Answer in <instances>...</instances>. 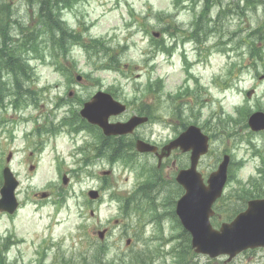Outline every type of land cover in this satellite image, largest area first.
<instances>
[{
  "label": "rangeland",
  "instance_id": "rangeland-1",
  "mask_svg": "<svg viewBox=\"0 0 264 264\" xmlns=\"http://www.w3.org/2000/svg\"><path fill=\"white\" fill-rule=\"evenodd\" d=\"M44 1V12H57L53 6L54 0H0L9 3L13 12L8 20L12 36L8 39L10 44L20 40V25L25 26L28 33L33 31V36L42 41V52L25 50L23 54V60L27 62L26 71L30 76H20L23 89L19 95H22L23 100L27 99L29 104L22 103L17 109L12 105L0 109V171L10 165L20 179L17 189L20 201L18 210L10 215L0 212V233L6 235L12 231L13 234L8 242L10 262L122 264L123 260L119 258L121 254L134 255L147 247L152 257L150 264H179L178 254L184 252L188 240L180 235L176 218L169 215L175 195L173 188H161L154 199L153 207L162 212L163 231L156 224L150 223L148 216L139 217V213L131 212L126 218L119 201L112 199L114 197L110 190H102L101 183L105 176L115 184L116 191L128 193L136 185L134 170L121 162L112 165L107 158L91 157L95 153L93 151L89 153V159H86L87 165H84L82 159L88 156V152L80 151L81 145L89 140L91 143L94 141L88 132L75 136L67 127L56 135L37 134L33 130L37 125L58 127L65 116H69L73 109L81 108V103L97 90L113 87L114 90L121 89L120 100L130 101V107L121 114L122 117L148 109V106L152 107L154 113L163 115L139 128L145 137L149 135L163 140L171 133L178 134L183 123L187 124L191 120L211 126L216 139L211 152L203 157L200 170L204 174L210 173L227 151L234 155V176L246 180L256 172L259 158L253 156L243 138L250 137L258 148L264 150V133L246 128L244 123L230 124L220 129L222 125L217 128L214 126L216 122L212 124L207 120L213 112L225 118L232 113L235 104H247L252 110L261 105V110H264V39L261 37L264 34V0H222L220 7L218 4L213 7L212 16L217 18L216 22L209 23L213 30L201 34L205 38L201 45L203 57L209 58L210 65L196 64L189 70L190 74L198 77L200 86L206 89L178 94H175V83L188 76L186 71L179 70L180 49L184 47L189 55L193 53L192 46L182 44L178 39L183 35V29L192 30L190 27L197 20L204 0L197 1L198 5L190 3L185 8H179L174 0H81L75 4L76 8L68 9L63 14L65 18H62L74 29L77 37H66L63 41L68 49L65 53L59 50V55L55 54L58 41L43 32L45 26L40 25L45 23L56 26L54 21L48 20L42 13ZM130 8L136 12L134 15ZM143 23L147 24L149 31H144ZM164 27L177 36L165 38L169 44L176 42L172 60L168 54H165L166 57L155 51H151L150 55L146 53L151 48L152 32H159ZM60 36L57 35V38ZM93 38L106 40L112 49L96 47L92 51L91 61L86 62L85 52L79 44L91 43ZM215 44L212 54L208 55L209 47ZM250 44L261 46L262 57L253 55ZM113 55L123 67L116 70L101 68ZM56 62L59 64L58 70ZM61 67H65V71L60 70ZM148 67L153 68L151 78L161 77L164 81L163 91L157 97H153V94L147 96ZM79 69L85 71L84 75L89 73L91 78L81 82L75 80L76 73H81ZM66 72H69V81ZM4 78L12 94L5 99L10 101L15 99L13 92L17 86L12 72L5 70ZM224 82L227 84L224 85ZM187 84L191 87L194 85L191 80ZM222 85L223 89H229L220 92ZM26 87L35 95L25 90ZM248 89L255 90L250 98L246 95ZM72 90L74 93L70 96ZM153 90L158 89L155 87ZM33 99H36L37 105L33 104ZM198 101L200 105L196 104ZM176 108L181 110L183 116H171L173 112L170 109L175 111ZM170 124L175 130L173 127L170 129ZM9 155L10 160L7 161ZM137 158L139 162L151 163L148 157ZM79 165L81 169L77 173L75 169ZM105 169H113L114 174H103ZM63 173L70 177L68 185L62 183ZM233 184L237 186L236 182ZM91 188L101 192L102 201L89 198L88 191ZM43 193L47 195L43 196ZM60 197L63 200L57 201ZM245 201L241 200V204ZM140 204L145 206L147 202L141 200ZM224 213L233 215L226 211ZM54 220L58 222L54 223ZM104 227L107 233L104 240H101L97 231ZM52 233V241L59 245L45 248L41 261L39 249L45 241H50ZM64 234L69 235L66 244L62 239ZM128 238H131L129 243ZM102 244H105L107 256L102 262L94 263L92 253ZM187 256L192 264H264L262 249L243 252L226 263H223L222 257L215 260L199 253Z\"/></svg>",
  "mask_w": 264,
  "mask_h": 264
},
{
  "label": "water",
  "instance_id": "water-1",
  "mask_svg": "<svg viewBox=\"0 0 264 264\" xmlns=\"http://www.w3.org/2000/svg\"><path fill=\"white\" fill-rule=\"evenodd\" d=\"M125 110V105L113 99L111 94L99 91L90 101L86 102L81 114L90 122L101 126L106 134H116L132 130L138 123L145 120L144 117L133 116L127 123H109L108 118L112 114H117ZM250 125L253 129L264 128V114L254 113L250 117ZM190 128L176 141L187 147H195L193 162L197 156L206 152L207 137L198 129ZM141 149H152L148 144ZM197 144V145H193ZM227 161L221 165L226 167ZM182 173V172H181ZM179 175L178 179L187 189V193L178 201L177 212L185 225L192 233L193 246L196 251L209 253L215 256L220 253H229L231 256L249 246L264 245V199L249 201V207L232 223H224L221 230H215L208 222V202H203L197 197V185H194L193 174H189V179H185V174ZM18 180L9 167L4 169V184L1 188L2 198L0 199V209L13 211L17 207L15 189ZM196 191H195V190ZM94 197L95 192L91 193ZM200 202L197 207V202ZM103 236V232H100Z\"/></svg>",
  "mask_w": 264,
  "mask_h": 264
},
{
  "label": "trees",
  "instance_id": "trees-1",
  "mask_svg": "<svg viewBox=\"0 0 264 264\" xmlns=\"http://www.w3.org/2000/svg\"><path fill=\"white\" fill-rule=\"evenodd\" d=\"M58 1V0H54ZM64 3L69 4L72 0H63ZM76 1V0H74ZM186 1H195V0H175L176 4L178 6L182 5L184 2ZM205 1V8L203 9V11L201 12V15L197 18L195 24L196 27V33L198 34V32L200 30L203 29V24H204V18L207 15V10L209 8V6L212 4L213 0H204ZM249 2H251L252 0H248ZM45 2L42 5V13L44 14V16L51 21H54V24L57 26V28L61 31V36L60 38H56L54 39V41H58L59 43V48L61 50H65L66 49V45H64V39L66 37V35L72 36L73 34H68L67 33V29L64 28L63 26H61L60 19H59V12L56 13H51V12H44V5ZM13 12L11 11V7L9 3H3L0 2V102L4 101V98L2 97V93L3 91H5V94L7 92V82L4 81L2 79V69H6L9 70V72H12L14 75V82L17 86V88L14 91V94L16 95L15 97V106L17 107V105H22L23 102H25V100H23L22 95L20 96L19 93H21L20 90L23 89V86L21 85V80H20V76L23 74L25 76H30L27 71H26V67H27V62L26 60H23L22 58V53L25 52V50L27 51L29 50H33L35 52H38L39 49V42L37 40V38L35 36H33V32L28 33L26 32V27L20 25V31H21V36H20V40H18L17 42L10 44L8 42V39L11 37L10 33H9V26H8V20L10 18V16L12 17ZM15 21V20H12ZM207 22V21H206ZM12 23H10L11 25ZM202 26V27H201ZM50 27L52 28L53 26L50 25ZM201 28V29H200ZM261 29L258 28V35H259V30ZM205 32V31H204ZM257 31L254 32V34ZM74 37H77L76 34H74ZM12 38V37H11ZM256 46V45H254ZM252 51L254 52L253 55L259 54V52L256 51L257 46L254 48ZM86 49H88L90 52H92L94 50V48L98 47H102V48H107L109 49L103 42L101 39H94L92 40L91 43H87L85 44ZM119 66V62H118V58L111 56L110 57V63L107 64L106 66ZM18 90V91H17ZM80 123V124H84L86 126H89L88 123L84 120L80 118V115L78 113V110H72V114L69 117H65L63 119V124L66 125H71L74 126V124L76 123ZM91 126V125H90ZM47 129H52L54 131V127H47L44 128V131H46ZM100 135L102 136V138H104V135L101 133L100 131ZM117 144V142L115 141L114 145L113 143L110 144L109 148L111 149L112 147H114ZM116 147V146H115ZM2 183V175L0 174V185ZM249 192H251L250 190H247ZM254 192L259 195V194H264V189L261 185L255 187ZM130 200V199H129ZM185 236L187 238V240L190 239V235L185 231ZM188 247L190 248V245L188 244ZM95 258H99V254L95 255ZM130 260H132V258H130ZM0 264H6V262L4 261L3 258V254L2 251L0 249Z\"/></svg>",
  "mask_w": 264,
  "mask_h": 264
},
{
  "label": "flooded vegetation",
  "instance_id": "flooded-vegetation-1",
  "mask_svg": "<svg viewBox=\"0 0 264 264\" xmlns=\"http://www.w3.org/2000/svg\"><path fill=\"white\" fill-rule=\"evenodd\" d=\"M172 155H173V164H175V165H179V161L180 160H183V157L184 156H187V154H181L180 152H179V150H174L173 152H172ZM179 159V160H178ZM167 160H171V158H168Z\"/></svg>",
  "mask_w": 264,
  "mask_h": 264
}]
</instances>
